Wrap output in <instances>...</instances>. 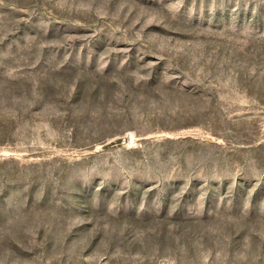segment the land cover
I'll use <instances>...</instances> for the list:
<instances>
[{"label": "rangeland", "instance_id": "obj_1", "mask_svg": "<svg viewBox=\"0 0 264 264\" xmlns=\"http://www.w3.org/2000/svg\"><path fill=\"white\" fill-rule=\"evenodd\" d=\"M0 264H264V0H0Z\"/></svg>", "mask_w": 264, "mask_h": 264}]
</instances>
